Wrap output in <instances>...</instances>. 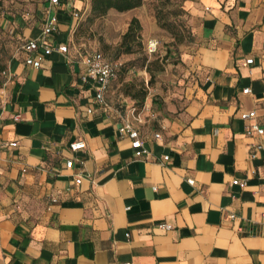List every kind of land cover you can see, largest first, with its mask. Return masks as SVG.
<instances>
[{"label": "crops", "instance_id": "crops-1", "mask_svg": "<svg viewBox=\"0 0 264 264\" xmlns=\"http://www.w3.org/2000/svg\"><path fill=\"white\" fill-rule=\"evenodd\" d=\"M186 8L200 45L186 59L185 107L147 123L119 110L112 86L104 106L82 82L85 52L74 39L90 0L55 8L42 0L31 22L19 21L22 41L36 40L56 15L49 44L69 52L54 50L34 68L21 48L8 63L0 264H264V135L241 118L254 111L264 128V0H190ZM127 122L147 155H136ZM77 141L86 147L72 152Z\"/></svg>", "mask_w": 264, "mask_h": 264}, {"label": "rangeland", "instance_id": "rangeland-1", "mask_svg": "<svg viewBox=\"0 0 264 264\" xmlns=\"http://www.w3.org/2000/svg\"><path fill=\"white\" fill-rule=\"evenodd\" d=\"M41 1L0 0V55L3 63L7 64L21 49L19 21L31 22ZM189 1L146 0L132 11H111L98 18H92L88 12L75 34L74 44L82 52L99 51L117 64L119 73L112 84L110 99L120 111L127 112L138 123L177 118L185 107L190 84L186 59L187 55L195 54L200 45L186 8ZM158 2L164 3L166 21H177L175 13L181 9L179 19L185 26L177 27L184 34L181 43L174 40L171 32L160 27L156 18ZM134 17L142 25V37L135 44L133 53L120 54L117 47ZM151 39L160 43L152 54L147 48ZM145 91L147 94L142 99L140 95ZM134 95L139 98L134 99Z\"/></svg>", "mask_w": 264, "mask_h": 264}, {"label": "built area", "instance_id": "built-area-1", "mask_svg": "<svg viewBox=\"0 0 264 264\" xmlns=\"http://www.w3.org/2000/svg\"><path fill=\"white\" fill-rule=\"evenodd\" d=\"M51 8L59 7L61 5V0H49ZM83 13L75 12V17L82 19ZM58 18L56 15L49 14L46 21L42 27L41 35L39 39L27 40L22 46V50L26 53L25 64L32 66L34 68H40L41 60L45 55L51 54L54 50L67 54L69 48L66 45H60L55 49L51 44H49V39L52 37L53 33L57 29ZM159 41L156 39H151L148 42V52L155 53L159 48ZM82 63L85 67V73L82 76V82L85 85H89L95 91V98L97 102L106 106L105 94L110 88L112 81L117 75V64L109 61L101 52L99 51H89L82 54ZM248 64H252L253 60H247ZM245 93H249L250 89H245ZM241 118L245 121H252L249 125L250 132H256L259 135H264V128L255 122L256 112H247L241 115ZM20 116H16L15 120H19ZM138 121H140L138 119ZM122 131H125L129 138L132 140V146L136 150V155L141 157L148 154V149L144 146L139 130L133 126L131 122L125 123ZM156 137H159L157 134ZM18 143L13 142L11 145L16 146ZM86 143L84 141H77L70 145V150L72 152H78L85 149ZM73 160H68L66 162L67 168L73 167ZM189 184L193 185L194 180H188ZM77 184L81 183V178L76 180ZM234 184H238L239 181H234ZM243 185L245 182L242 183ZM234 216H232L233 218ZM172 226L167 223H160L159 229L162 231L172 230ZM123 264H133L132 262H127Z\"/></svg>", "mask_w": 264, "mask_h": 264}, {"label": "trees", "instance_id": "trees-1", "mask_svg": "<svg viewBox=\"0 0 264 264\" xmlns=\"http://www.w3.org/2000/svg\"><path fill=\"white\" fill-rule=\"evenodd\" d=\"M145 2L146 0H90L91 3L90 15L92 18H98V17L106 16L111 11H116L118 13H126L141 7ZM162 5H164V3L158 2V5L156 6V18L158 23L162 29H166L173 34V38L177 43H181L184 39V34L180 32V30H177V27H182V28L185 27L184 23L179 19V17L181 16V9H179L175 13V17L177 18V21L176 20L175 22L166 21V14L164 13ZM81 24L79 28L81 27ZM141 37H142V25L139 19L134 17L129 23L127 31L123 34L122 40L119 46L117 47V50L119 51L120 54L133 53L135 50L134 46L137 43V41L141 39ZM25 42L26 41H22L20 48H22ZM107 59L112 63H115L113 60L109 58ZM8 63L7 64L3 63V60L0 55V89L2 88L5 81V74L7 73ZM118 73H119V69L117 68L116 78L112 81L110 86H112L113 82L116 81V79L118 78ZM146 94H147L146 91L143 92L142 95H140L141 98L144 99ZM133 98L138 99L139 95L138 96L134 95Z\"/></svg>", "mask_w": 264, "mask_h": 264}]
</instances>
